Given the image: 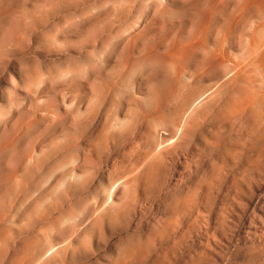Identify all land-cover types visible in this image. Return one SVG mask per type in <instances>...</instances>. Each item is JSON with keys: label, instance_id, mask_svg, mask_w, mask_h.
Segmentation results:
<instances>
[{"label": "rangeland", "instance_id": "rangeland-1", "mask_svg": "<svg viewBox=\"0 0 264 264\" xmlns=\"http://www.w3.org/2000/svg\"><path fill=\"white\" fill-rule=\"evenodd\" d=\"M263 30L264 0H0V264H264V131L218 120Z\"/></svg>", "mask_w": 264, "mask_h": 264}, {"label": "bare ground", "instance_id": "bare-ground-1", "mask_svg": "<svg viewBox=\"0 0 264 264\" xmlns=\"http://www.w3.org/2000/svg\"><path fill=\"white\" fill-rule=\"evenodd\" d=\"M248 43L252 45L251 60L246 64L250 73L243 78L242 71L245 65L242 61L236 63L234 71V98L231 111L222 114L218 120H231L235 124L256 126L264 131V30L256 34ZM251 47V46H250ZM250 49V48H249ZM247 55V53H246ZM249 57V56H248ZM218 57H213L215 61ZM243 59V58H242ZM248 60V58H247ZM246 60V61H247ZM209 61V62H211ZM218 61V59H217ZM245 62V60L243 61ZM213 63V62H212ZM211 63V64H212ZM208 66V65H207ZM208 69V68H207ZM246 69V71H247ZM206 70L202 72L204 75ZM201 75V76H203ZM202 94L194 100L196 102ZM194 106V105H193ZM263 135V134H262Z\"/></svg>", "mask_w": 264, "mask_h": 264}]
</instances>
